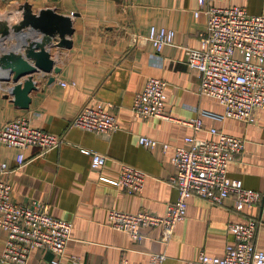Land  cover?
<instances>
[{
  "label": "crops",
  "instance_id": "0c3cea01",
  "mask_svg": "<svg viewBox=\"0 0 264 264\" xmlns=\"http://www.w3.org/2000/svg\"><path fill=\"white\" fill-rule=\"evenodd\" d=\"M211 4L240 5L249 13H264V0H212ZM24 5H30L33 12L51 7L70 15L74 27L70 48H50L60 67L52 74L54 80L33 74L36 89L30 92L27 109L13 103L6 82L0 81V127L26 115L33 125L63 137L57 147L43 153L36 146L23 149L25 161L20 166L16 163L19 150L0 142V164L5 163L1 176L12 186L11 199L20 204L42 201L49 213L72 223L71 239L58 264H119L123 257L131 264H147L152 251L166 254L161 264H189L201 251L222 254L233 240L228 224L251 218L258 221L255 245L264 250L261 202L236 209L234 194L221 204L197 195L189 197L186 215L176 223L167 243L161 241L158 227L142 229L144 237L136 241L108 225L110 208L146 209L163 215L177 197L170 182L177 171L170 160L173 149L144 147L138 141L140 135L185 145L187 135L212 138L208 129L215 127L242 137L244 149L229 163L227 175L264 194V106L254 109L253 123L201 114L202 110L220 114L223 106L216 98L199 93L198 73L186 63L185 50L199 47L206 28L205 13L193 14L197 0H0V30L21 20ZM150 25L174 29L173 41L157 51L148 39ZM18 32L17 38L11 32L0 40V56L17 54L22 42L41 37L28 28ZM150 76L166 82V117H136L131 110L134 95ZM91 101H100L114 114L119 128L99 133L71 126L81 107ZM196 116L203 122L200 130L187 123ZM82 148L107 158L93 168L91 155ZM120 162L147 173L141 193H129L103 179L118 178ZM4 239L0 228V252ZM54 257L48 250L34 249L27 264H51Z\"/></svg>",
  "mask_w": 264,
  "mask_h": 264
},
{
  "label": "built area",
  "instance_id": "2783aa9c",
  "mask_svg": "<svg viewBox=\"0 0 264 264\" xmlns=\"http://www.w3.org/2000/svg\"><path fill=\"white\" fill-rule=\"evenodd\" d=\"M212 0H197L193 14L206 15V28L198 48L185 50L186 63L195 69L199 77L200 94L214 97L223 106L222 113L202 110L215 118H232L246 123L255 121L254 109L264 106V13L252 14L240 5L219 7ZM175 31L165 26L150 25L148 39L160 51L173 41ZM74 84L73 81H71ZM66 85L65 81H61ZM166 82L159 77L147 78L143 89L134 95L131 110L136 117H166L164 105ZM187 123L194 129L203 128L200 116ZM87 131L111 132L119 128L114 114L105 110L100 101H91L81 107L70 123ZM208 131L212 138L184 137L185 145H170L153 137L140 135L139 143L147 148L159 147L173 153L170 157L176 166L171 184L177 197L163 215L140 209L136 212L110 208L108 225L129 234L131 239L141 241L142 229L160 228L161 241L167 243L176 223L187 211L188 199L197 195L210 203L221 204L231 194L235 195V208L261 202L264 212V194L245 187L241 179L227 175V167L244 149V139L225 133L215 127ZM0 142L18 149L17 166L24 163L23 149L36 146L41 153L63 142L61 135L52 134L33 125L26 115L12 118L0 127ZM91 155V167L102 165L106 155L82 148ZM116 179H103L122 186L129 193H141L147 173L133 165L120 162ZM5 163L0 164V228L5 239L0 252V263L27 264L34 249H45L54 254L51 264H58L65 246L71 239L72 223L49 213L42 201L20 204L11 199V184L1 175ZM256 219L246 222L232 221L228 230L233 240L225 245L224 252L212 255L201 251L189 264H264V250L255 245ZM164 252H148L147 264H161ZM76 261L77 256H72ZM119 264H131L123 257Z\"/></svg>",
  "mask_w": 264,
  "mask_h": 264
},
{
  "label": "water",
  "instance_id": "95a60500",
  "mask_svg": "<svg viewBox=\"0 0 264 264\" xmlns=\"http://www.w3.org/2000/svg\"><path fill=\"white\" fill-rule=\"evenodd\" d=\"M21 28L36 31L41 37L37 41L22 42V51L17 54L8 52L0 56V72L3 70L0 81L6 82L7 92L12 96L13 103L27 109L31 101L30 92L36 89L33 74L39 72L48 78V82L54 80L52 74L58 73L60 67L55 65L56 60L50 48H70L74 27L70 15L61 14L51 7L33 12L30 5H24L21 20L11 25L6 24L0 30V40L7 38L11 32L17 38ZM22 35L24 37L25 33Z\"/></svg>",
  "mask_w": 264,
  "mask_h": 264
}]
</instances>
